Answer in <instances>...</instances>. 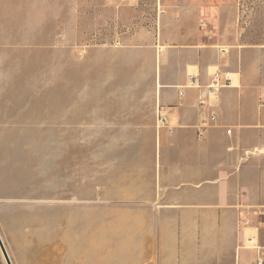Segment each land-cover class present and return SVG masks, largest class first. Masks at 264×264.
<instances>
[{
  "label": "crops",
  "instance_id": "crops-1",
  "mask_svg": "<svg viewBox=\"0 0 264 264\" xmlns=\"http://www.w3.org/2000/svg\"><path fill=\"white\" fill-rule=\"evenodd\" d=\"M222 11L195 2L164 17L157 33L96 45V93H119L117 104L97 107L96 145L127 147L130 157L119 169L112 157L104 169L110 160L99 154L86 198L37 215L39 222L33 216V241L62 243V264H195L215 249L214 228L232 224L217 212H240L235 170L264 151V52L226 49L215 28ZM216 74L224 87L208 94ZM211 111L217 119L198 138ZM60 222L70 225L61 234ZM240 251L253 249L238 247V260Z\"/></svg>",
  "mask_w": 264,
  "mask_h": 264
},
{
  "label": "rangeland",
  "instance_id": "rangeland-1",
  "mask_svg": "<svg viewBox=\"0 0 264 264\" xmlns=\"http://www.w3.org/2000/svg\"><path fill=\"white\" fill-rule=\"evenodd\" d=\"M195 2L223 9L215 28L226 49L264 52V0H0V239L12 264H62V243L33 241V216L39 222L37 215L86 198L99 154L110 160L104 169L113 168L112 157L116 169L130 157L127 147L96 145L97 107L117 104L119 95L111 87L96 93V45L157 33L164 17ZM260 153L235 170L241 210L217 212L232 224L214 228L215 249L195 264H251L257 252L240 251L238 260V247L264 252V213L256 214L264 211ZM69 226L60 222L58 233ZM42 227L47 237L46 221Z\"/></svg>",
  "mask_w": 264,
  "mask_h": 264
},
{
  "label": "built area",
  "instance_id": "built-area-1",
  "mask_svg": "<svg viewBox=\"0 0 264 264\" xmlns=\"http://www.w3.org/2000/svg\"><path fill=\"white\" fill-rule=\"evenodd\" d=\"M196 83H197L196 80H192L190 82V86L191 87H199V85H197ZM222 87H224V85L221 83V79L216 74V75H214L212 77L210 83L206 86V90H207L208 94H215ZM178 94H179V96H181L182 92L180 91ZM200 105H203V102H200ZM157 117H158V122L160 124L165 123V119L163 118V116L160 113H158ZM216 119H217L216 114L211 111L208 114V116L202 120L201 126L196 128L197 137L198 138H202L205 135V129L209 125L215 123ZM154 207L158 208V205L155 204ZM261 209L262 208H260V209H258L256 211L257 216H261L264 213V211H262ZM248 241H249L248 242L249 244L253 243V241L251 239H249V238H248ZM250 248H254L253 250L257 252L256 258L251 264H264V252H260V248L257 247V246H253V247H250Z\"/></svg>",
  "mask_w": 264,
  "mask_h": 264
},
{
  "label": "water",
  "instance_id": "water-1",
  "mask_svg": "<svg viewBox=\"0 0 264 264\" xmlns=\"http://www.w3.org/2000/svg\"><path fill=\"white\" fill-rule=\"evenodd\" d=\"M0 249H1L2 255H3L4 259H5L6 264H12L10 259H9V256H8L7 252L5 250V247H4V245H3L2 241H1V239H0Z\"/></svg>",
  "mask_w": 264,
  "mask_h": 264
},
{
  "label": "bare ground",
  "instance_id": "bare-ground-1",
  "mask_svg": "<svg viewBox=\"0 0 264 264\" xmlns=\"http://www.w3.org/2000/svg\"><path fill=\"white\" fill-rule=\"evenodd\" d=\"M247 248H249V249H254V248H250V247H247Z\"/></svg>",
  "mask_w": 264,
  "mask_h": 264
}]
</instances>
